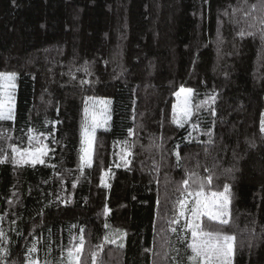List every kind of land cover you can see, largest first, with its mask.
Returning <instances> with one entry per match:
<instances>
[{"label":"trees","instance_id":"trees-1","mask_svg":"<svg viewBox=\"0 0 264 264\" xmlns=\"http://www.w3.org/2000/svg\"><path fill=\"white\" fill-rule=\"evenodd\" d=\"M259 3L0 0V72L19 77L14 127L0 122L12 139L0 147L11 159L8 144L26 145L32 129L54 149L44 165L0 164L8 264H27L34 242L41 262L50 248L55 264L80 229L81 264H92L109 233L126 237L123 248L104 246V264H189L190 249L167 221L193 173L212 176L209 195L230 186L232 222L223 230L237 237L234 264H264V13L248 7ZM242 29L255 35L241 37ZM181 87L194 90L195 114L183 128L174 122ZM99 98L112 100L111 121L81 174L84 111ZM125 141L133 145L127 164ZM204 226L219 228L205 218Z\"/></svg>","mask_w":264,"mask_h":264},{"label":"snow or ice","instance_id":"snow-or-ice-1","mask_svg":"<svg viewBox=\"0 0 264 264\" xmlns=\"http://www.w3.org/2000/svg\"><path fill=\"white\" fill-rule=\"evenodd\" d=\"M245 2L247 3V0ZM248 7L252 11L260 10L264 13V0H260L259 4H250ZM245 15L249 16L251 12H245ZM260 22L264 25V16H262ZM259 31L261 39H264V27H261ZM245 35L253 36L255 33L242 29L240 36L244 37ZM17 79V73L0 72V122L11 121L13 122V127L16 120ZM193 91L191 88L181 87L179 92L176 93L178 100L183 97L181 104L178 106L179 113L174 115V122L178 127L183 128L186 123L192 120L195 114L191 103ZM210 100L214 104L216 96L212 95ZM206 103L208 102L204 101L201 105H198L196 111H199V108ZM100 104L103 105V110L100 114H97L94 110L95 105L92 106L93 110L86 107L84 111L85 119L82 124L83 139L79 166L81 174H83L85 168L92 167L93 141L95 140L97 128L106 125L111 119L108 102L101 101ZM192 127L195 130L198 125L193 123ZM261 131L264 132V121L261 122ZM31 132H33L32 129L27 130V133ZM27 133L26 145L8 144L11 159H9V153L3 147H0V164L10 162L15 166L31 165L35 167L38 164L44 165L46 163L44 158L49 155V152H54V149L50 148L49 144L45 142L46 134L41 132L38 135H29ZM209 136H211V133H209ZM41 137H45V139H41ZM0 139L7 141L12 139L10 131L5 130L2 125H0ZM124 143L126 147L121 149L120 159L127 164L130 161L126 157L132 154L131 147L133 145L128 144L127 141ZM49 166L52 168L56 167L55 164H50ZM104 176L107 177L108 172H105ZM190 180H192V185L189 183ZM211 181V175L206 178H200L193 173L188 179L181 182V187L178 189L180 196L174 202V215L167 221L168 230L180 238L181 242L186 243V247L190 249V254L187 257L189 264H234L237 237L235 234H230L223 230L225 226L231 227L232 222L230 209L232 202L231 189L230 186L225 185L223 191H212L209 195L205 188L207 184H211ZM101 184L104 187H110L104 178H101ZM105 211L108 210L105 209ZM205 217L209 222H215L219 226L218 230L205 227ZM3 219L4 217L0 216V221ZM181 221H183V224H181ZM176 225L180 226L185 236L181 237ZM83 231V229H80L79 236L70 237L66 248L61 247L60 256L55 260V264H81V256L85 249ZM188 233H190V242H187ZM124 237H126V233H122L119 236L115 233L105 234L102 238L103 242L96 244L90 252L92 264H104L101 258L104 246L106 244L117 245L118 240L122 241ZM6 242H9L7 234L3 227L0 226V264H8L6 258L10 255V250L4 246ZM169 244H171V240H165V246ZM118 246L123 248L124 244L120 242ZM38 252L37 243H32L31 247L27 248V264H54L52 259L47 258L51 254L50 248L46 249V258L43 262L39 259ZM176 252L178 253L179 249H176ZM163 255L167 259V250H165ZM177 264H179L178 261Z\"/></svg>","mask_w":264,"mask_h":264},{"label":"rangeland","instance_id":"rangeland-1","mask_svg":"<svg viewBox=\"0 0 264 264\" xmlns=\"http://www.w3.org/2000/svg\"><path fill=\"white\" fill-rule=\"evenodd\" d=\"M16 83H17V87H18V79H17ZM17 91H18V88L16 90V94H17ZM192 98H193V94H192ZM192 98H191V102H192ZM182 99H183V97H181V99L178 100V98L176 96V101L174 103L175 104V106H174V115H178V113H179V107L178 106L181 104ZM101 101L108 102V107L110 109L109 114L111 116V113H112V107H111L112 106V100H107V99H103V98H99V99H89L88 100V104H87V108H89L90 110H93L92 109V106L95 105L94 110L97 112V114H100V112L103 110V105L100 104ZM16 103H17V100H16ZM110 121H111V119L107 122L106 125H103L102 127L97 128L95 137L97 135V132L100 131V129L103 130V129H106L107 128V126L109 125ZM262 121H264V114L262 116L261 122ZM94 146H95V142L93 141V152H94ZM93 156H94V154H93ZM105 180L107 181V178L106 177H105ZM205 219H207V218L205 217Z\"/></svg>","mask_w":264,"mask_h":264}]
</instances>
